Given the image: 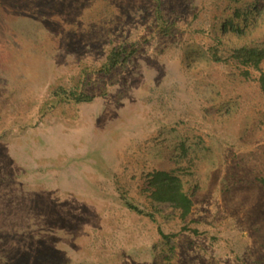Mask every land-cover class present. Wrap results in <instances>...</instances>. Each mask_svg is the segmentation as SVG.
Returning <instances> with one entry per match:
<instances>
[{
    "label": "rangeland",
    "instance_id": "obj_1",
    "mask_svg": "<svg viewBox=\"0 0 264 264\" xmlns=\"http://www.w3.org/2000/svg\"><path fill=\"white\" fill-rule=\"evenodd\" d=\"M263 40L264 0H0V264H264L260 72L210 56Z\"/></svg>",
    "mask_w": 264,
    "mask_h": 264
},
{
    "label": "trees",
    "instance_id": "obj_2",
    "mask_svg": "<svg viewBox=\"0 0 264 264\" xmlns=\"http://www.w3.org/2000/svg\"><path fill=\"white\" fill-rule=\"evenodd\" d=\"M155 23L160 35L167 36L172 33L174 24L167 21L161 9L155 11ZM228 24L225 23L221 31H226ZM130 50L123 47L114 48L107 56V61L98 71L101 74L109 76L118 66L126 65L131 57ZM210 56L213 61L221 62L227 59H233L245 67V76H249L248 70L253 69L260 72L258 80L259 89L264 95V74L261 72V64L264 61V40L256 44H245L242 47H230L227 45L224 50L213 47L210 50ZM57 96L63 97L66 101L77 104L88 103L93 100V96L86 91H72L71 93L59 89ZM148 190L150 199L159 204H168L177 212L181 220H186L193 209L192 198L184 191L181 180L174 173L156 171L147 176ZM129 208L137 213H141L135 205L129 204Z\"/></svg>",
    "mask_w": 264,
    "mask_h": 264
}]
</instances>
